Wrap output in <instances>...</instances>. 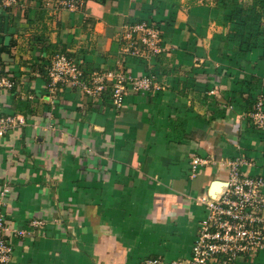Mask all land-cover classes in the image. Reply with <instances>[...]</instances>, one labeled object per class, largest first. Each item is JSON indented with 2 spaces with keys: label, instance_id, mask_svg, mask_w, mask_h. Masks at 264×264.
Returning a JSON list of instances; mask_svg holds the SVG:
<instances>
[{
  "label": "crops",
  "instance_id": "1",
  "mask_svg": "<svg viewBox=\"0 0 264 264\" xmlns=\"http://www.w3.org/2000/svg\"><path fill=\"white\" fill-rule=\"evenodd\" d=\"M263 8L83 0L70 11L63 0H0V76L13 81L0 87V111L23 119L0 138L6 264L186 260L204 217L198 196L222 186L230 163L264 180V129L249 117L258 98L264 110ZM140 22L160 30L164 51H125V29ZM58 53L88 76L154 72L156 88L129 91L116 107L77 84L50 86L45 68ZM235 264H264V253Z\"/></svg>",
  "mask_w": 264,
  "mask_h": 264
},
{
  "label": "built area",
  "instance_id": "2",
  "mask_svg": "<svg viewBox=\"0 0 264 264\" xmlns=\"http://www.w3.org/2000/svg\"><path fill=\"white\" fill-rule=\"evenodd\" d=\"M13 1V0H12ZM83 0H63V6L70 11L77 10ZM127 40L125 51L131 56L145 59V55H157L164 51L160 30L148 22L135 23L127 27L124 37ZM143 77L132 76L120 69L92 72L89 76L78 67L73 58L56 54L46 65L45 75L50 86L55 83H73L80 86L91 97L109 96L112 104L120 107L127 92H147L154 85V72ZM13 81L0 76V87L11 88ZM213 93V90L209 91ZM249 117L253 124L264 129L262 99L258 98L251 106ZM20 115L0 111V138H3L16 125L22 123ZM191 176H196V166L200 158L190 161ZM240 161L230 163L227 179L214 196L201 194L198 201L204 207V217L199 221L196 236L191 244L189 256L184 261L162 262L158 258L145 259L142 264H235L236 260L253 258L264 253V180L261 177L244 174ZM6 188L0 190L3 195ZM31 228L40 222L32 221ZM4 215L0 211V264L10 259L11 246L4 239L6 232ZM23 235L24 231H17Z\"/></svg>",
  "mask_w": 264,
  "mask_h": 264
},
{
  "label": "water",
  "instance_id": "3",
  "mask_svg": "<svg viewBox=\"0 0 264 264\" xmlns=\"http://www.w3.org/2000/svg\"><path fill=\"white\" fill-rule=\"evenodd\" d=\"M219 185H220V184L216 183L215 187H214V188L212 187L213 189H210L211 192H212V193H211V196H214V195H213L214 192H219L220 189H221V187L224 185V183L222 184V186H219ZM212 190H213V191H212Z\"/></svg>",
  "mask_w": 264,
  "mask_h": 264
},
{
  "label": "trees",
  "instance_id": "4",
  "mask_svg": "<svg viewBox=\"0 0 264 264\" xmlns=\"http://www.w3.org/2000/svg\"><path fill=\"white\" fill-rule=\"evenodd\" d=\"M261 1H264V0H261ZM263 13H264V8H263ZM256 17H258V16L256 15Z\"/></svg>",
  "mask_w": 264,
  "mask_h": 264
},
{
  "label": "rangeland",
  "instance_id": "5",
  "mask_svg": "<svg viewBox=\"0 0 264 264\" xmlns=\"http://www.w3.org/2000/svg\"><path fill=\"white\" fill-rule=\"evenodd\" d=\"M205 211H203V215H204Z\"/></svg>",
  "mask_w": 264,
  "mask_h": 264
}]
</instances>
